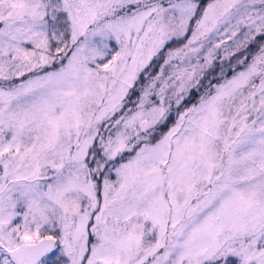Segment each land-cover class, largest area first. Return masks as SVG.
Masks as SVG:
<instances>
[{
    "label": "snow or ice",
    "instance_id": "snow-or-ice-1",
    "mask_svg": "<svg viewBox=\"0 0 264 264\" xmlns=\"http://www.w3.org/2000/svg\"><path fill=\"white\" fill-rule=\"evenodd\" d=\"M0 264H264V0H0Z\"/></svg>",
    "mask_w": 264,
    "mask_h": 264
}]
</instances>
